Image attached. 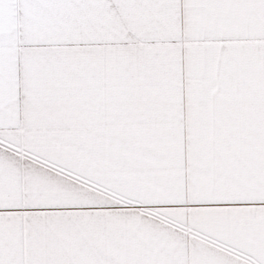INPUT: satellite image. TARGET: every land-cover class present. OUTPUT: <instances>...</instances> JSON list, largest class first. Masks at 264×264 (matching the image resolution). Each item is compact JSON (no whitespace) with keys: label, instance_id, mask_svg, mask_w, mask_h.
<instances>
[{"label":"snow or ice","instance_id":"1","mask_svg":"<svg viewBox=\"0 0 264 264\" xmlns=\"http://www.w3.org/2000/svg\"><path fill=\"white\" fill-rule=\"evenodd\" d=\"M0 264H264V0H0Z\"/></svg>","mask_w":264,"mask_h":264}]
</instances>
